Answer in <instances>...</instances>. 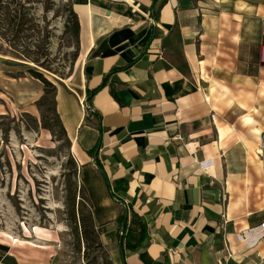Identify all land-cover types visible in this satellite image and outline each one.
<instances>
[{
	"label": "crops",
	"instance_id": "crops-1",
	"mask_svg": "<svg viewBox=\"0 0 264 264\" xmlns=\"http://www.w3.org/2000/svg\"><path fill=\"white\" fill-rule=\"evenodd\" d=\"M69 1L79 70L55 111L112 264H264V0Z\"/></svg>",
	"mask_w": 264,
	"mask_h": 264
},
{
	"label": "rangeland",
	"instance_id": "rangeland-1",
	"mask_svg": "<svg viewBox=\"0 0 264 264\" xmlns=\"http://www.w3.org/2000/svg\"><path fill=\"white\" fill-rule=\"evenodd\" d=\"M31 6L51 60L50 71H39L56 88L79 70V44L65 30L70 1ZM31 66L0 38V264H98L101 250L84 253L72 234L67 205L70 183H81L79 166L52 120L51 94L37 102L43 85L26 72Z\"/></svg>",
	"mask_w": 264,
	"mask_h": 264
},
{
	"label": "trees",
	"instance_id": "trees-1",
	"mask_svg": "<svg viewBox=\"0 0 264 264\" xmlns=\"http://www.w3.org/2000/svg\"><path fill=\"white\" fill-rule=\"evenodd\" d=\"M32 1L34 2L35 0H0V38L3 39L13 53L32 63L31 67H27L26 72L43 85L42 95L37 102L39 104L41 100H45L51 94L53 103L51 108L53 112L52 120L58 125L61 133L66 134L55 111V88L39 71V69L50 71L49 63L51 60L48 57L49 52L46 50L47 36L40 33V28L34 22ZM65 30L79 44V22L71 4L68 9ZM135 60L131 61V63ZM98 88L87 89V106H92L91 98ZM42 124L46 128L49 127L45 121H42ZM70 163L75 175L76 168L72 159H70ZM69 195L67 208L75 240L79 246L83 244L84 253L88 254L89 251L101 250V261L98 264H112L106 254L102 253L104 246L94 223L92 206L86 188L82 183L77 186L74 182H71ZM116 222L120 238L123 239L125 237V248L137 249L146 234V229L140 216L130 205H127L122 207L121 211L117 213Z\"/></svg>",
	"mask_w": 264,
	"mask_h": 264
},
{
	"label": "built area",
	"instance_id": "built-area-1",
	"mask_svg": "<svg viewBox=\"0 0 264 264\" xmlns=\"http://www.w3.org/2000/svg\"><path fill=\"white\" fill-rule=\"evenodd\" d=\"M263 57H264V47H263ZM261 226H263V228H264V222L261 223Z\"/></svg>",
	"mask_w": 264,
	"mask_h": 264
},
{
	"label": "water",
	"instance_id": "water-1",
	"mask_svg": "<svg viewBox=\"0 0 264 264\" xmlns=\"http://www.w3.org/2000/svg\"><path fill=\"white\" fill-rule=\"evenodd\" d=\"M121 203H122V204H124V202H123V201H121Z\"/></svg>",
	"mask_w": 264,
	"mask_h": 264
}]
</instances>
